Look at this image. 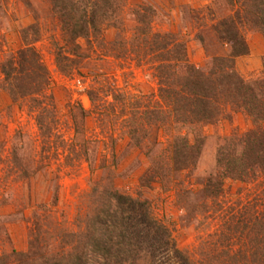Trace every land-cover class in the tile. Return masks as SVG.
Listing matches in <instances>:
<instances>
[{
    "label": "rangeland",
    "instance_id": "rangeland-1",
    "mask_svg": "<svg viewBox=\"0 0 264 264\" xmlns=\"http://www.w3.org/2000/svg\"><path fill=\"white\" fill-rule=\"evenodd\" d=\"M119 5L125 6L123 26L127 30L131 22L136 23L134 9L141 14H144L142 8L153 9L156 13L149 19L152 34L175 35L174 38L185 43L189 63L207 73L212 72L215 58L231 52L215 29L223 23L238 25L235 30H242L249 53L236 59L235 68L248 83L264 81V36L245 19L247 15L239 7H232L225 0H120ZM52 11L49 0H0V258L3 257V263L15 264L13 252L29 251L31 237L38 233L40 253H67L71 244L65 235L79 231L77 216L85 212L89 203L91 181L111 169L118 175L116 184L120 190L135 196L142 191L154 216L171 232L170 250H158L155 264H177L174 259L177 250L189 251L198 264H210L216 259L217 264H222L227 258L223 252L228 247L245 244L242 247L245 250L251 246L255 232L264 235V166H256L242 180L224 179L217 198L215 190L206 188L209 179L216 180L221 175L215 164L226 140L234 137L238 143L255 129L247 113L229 107L218 122L204 128L205 139L195 167L179 173L168 171L166 179L154 180L148 188H142L143 181L155 172L150 160L164 154V137L158 141L164 145H157L156 127L150 119V124L136 135L137 138L147 135L145 143L135 148L127 134L130 114L123 117V122L113 120L109 124L103 106L112 103L113 94L117 93L126 96L127 103L140 102L141 110H154L159 89L155 77L156 54L138 49L129 51L134 44L127 48L117 45V41L125 38L121 27L107 29L104 38L81 39L74 45ZM32 28L40 31L33 46L50 80L46 90L21 98L11 88L17 89L16 85H11L12 92L7 91L9 84L4 83L2 69L6 60L23 47V33L29 41L36 38ZM141 36L142 40L150 39ZM126 38L132 39L133 33L129 32ZM58 47L71 60L82 64L77 67L78 73L68 76L59 70ZM90 91L96 93V103L91 100ZM84 115L88 116L85 120ZM38 116L49 126L48 136L43 135ZM261 127L264 131V125ZM110 136H114L115 146ZM84 139L89 142L83 143ZM98 139L104 141L95 143ZM191 142L194 143V136ZM113 153L115 157L118 155L117 159ZM256 218L261 220L258 225H254ZM233 224H247L248 228H240L235 237L229 233L232 239L224 240ZM241 235L243 241L239 243ZM236 241L239 245H235ZM40 262L36 257L35 261L30 259L21 264Z\"/></svg>",
    "mask_w": 264,
    "mask_h": 264
},
{
    "label": "trees",
    "instance_id": "trees-1",
    "mask_svg": "<svg viewBox=\"0 0 264 264\" xmlns=\"http://www.w3.org/2000/svg\"><path fill=\"white\" fill-rule=\"evenodd\" d=\"M49 1L52 4V12L60 21L61 30L71 43H75L74 45H78L77 41L81 39L90 41L92 37L104 38L107 29L121 27L125 38L117 41V45L127 48L134 44L129 51L138 49L153 51L154 55L156 54L158 65L155 68V77L159 89L158 103L154 110H141L140 102L127 103L126 96L116 92L113 94V102L103 106L109 124L113 120L118 122L122 119L123 122V117L130 114L131 118L127 121L129 124L127 128L130 130L127 134L134 142L135 148L139 149L145 143L147 135L145 137L139 135V138L136 135L150 124V119L154 120L156 127L157 145L166 144V149L163 150L165 156L163 154L159 158L150 160V166L155 172L151 178L143 177L145 181L142 188H148L154 180L166 179L168 171L179 173L191 166L195 167L205 139L204 128L218 122L229 107L244 110L253 121L255 129L250 135L240 138L238 143L234 137L226 140V145L219 149L216 157L215 166L221 171V175H218L216 180L209 179L206 188L215 190L217 193L214 197L217 198L219 192L223 190L224 179L242 180L248 177L256 166L260 164L264 166V131L261 127L264 125V81L248 83L240 77L235 68L236 59L249 53L242 30H235L238 25L223 23L221 27L215 29L231 52L215 58L212 72L207 73L189 63L186 45L183 41L174 38L175 35L152 34L149 19L156 12L149 7L142 8L144 14L134 9L136 23L133 25L131 22L127 30L123 26L126 20L123 17L125 6L119 5L120 0ZM225 1L234 8L239 7V11L244 10L247 15L245 19L264 36V0ZM32 32L36 38L29 41L28 35L23 33V47L16 56L6 60L2 69L5 75L4 83L9 84L7 91L12 92L13 89L21 98L41 93L47 88L50 80L49 73L33 46L38 41L37 35L40 31L32 28ZM129 32L133 33L132 39L126 38ZM142 34L150 39L142 40ZM199 40L205 44V40L200 38ZM148 45H150L149 50ZM78 48L77 46L76 49ZM57 49H59L57 56L59 70L68 76L78 73L77 67L82 64L66 56L63 48ZM11 85H16L17 89ZM89 95L93 103H96L94 96L96 93L90 91ZM99 113L101 114L102 111ZM85 117L88 116L84 115L82 119L85 120ZM38 124L43 135L48 136L49 126L45 125L44 118L38 116ZM76 133L79 135L80 132L77 130ZM192 136L194 143L191 142ZM110 137L115 146L114 136ZM162 138L164 144L160 143ZM82 141L85 144L89 142L87 139ZM101 141L104 140H94L95 143ZM113 155L114 159L118 158V155L117 158L114 153ZM92 173L94 175L96 171L93 170ZM220 177L223 179L221 180ZM117 179L116 171L111 169L105 171L104 176L91 181L89 203L85 212L77 216V220H80L79 231L65 235L71 244V249L67 253L61 251L49 255L40 253L38 244L41 236L38 233L31 237L29 251L13 252L15 264L30 259L35 261L36 257L41 261L39 264H146L147 262L155 264L158 250H170L171 232L154 216L153 208L149 200L143 198L142 191L139 195L137 193V196L124 193L117 186ZM258 220L255 219L254 225L261 222ZM243 227L248 228L247 224L246 226L231 225L224 240H231L229 233L234 234L235 237ZM260 235V232H255L252 237L254 239L250 241L251 246L245 250L242 249L245 244L238 248L228 247L223 252L227 258L222 260V264H264V235ZM65 241L68 245V241ZM240 241H243L242 235L239 243ZM235 245H239L237 241ZM174 259L177 264H198L189 251L177 250ZM217 263V259L210 262V264ZM0 264H4L3 257L0 258Z\"/></svg>",
    "mask_w": 264,
    "mask_h": 264
}]
</instances>
